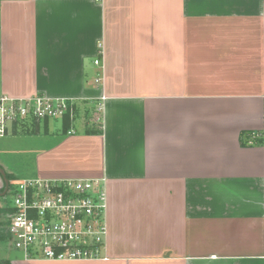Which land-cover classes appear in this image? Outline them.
<instances>
[{"label": "crops", "instance_id": "crops-1", "mask_svg": "<svg viewBox=\"0 0 264 264\" xmlns=\"http://www.w3.org/2000/svg\"><path fill=\"white\" fill-rule=\"evenodd\" d=\"M0 96L71 106L13 182L106 193L100 258L11 264H264V0H0Z\"/></svg>", "mask_w": 264, "mask_h": 264}, {"label": "built area", "instance_id": "built-area-1", "mask_svg": "<svg viewBox=\"0 0 264 264\" xmlns=\"http://www.w3.org/2000/svg\"><path fill=\"white\" fill-rule=\"evenodd\" d=\"M98 65L99 61H94ZM64 99L0 96V137L21 122L63 118ZM6 223L12 246L26 259H98L106 242V193L96 180L18 181Z\"/></svg>", "mask_w": 264, "mask_h": 264}, {"label": "rangeland", "instance_id": "rangeland-1", "mask_svg": "<svg viewBox=\"0 0 264 264\" xmlns=\"http://www.w3.org/2000/svg\"><path fill=\"white\" fill-rule=\"evenodd\" d=\"M82 113H84V112H82ZM61 119L56 118L54 120L53 119H49L48 120V123H49L48 125L50 127V132L53 131V129H56V130L59 129L60 132H61V135L63 133L65 134V132L62 129L63 125H62ZM45 121H47V120L45 119V120H41L40 121V124H41L42 128H44V126H45V124H44V123H46ZM29 124H31V123L30 122H28V123L26 122V125H29ZM74 128L76 129L77 127H74ZM13 135L14 134H11V135L3 136L2 138H0V143L3 144V142H4L5 144H7V146H9L8 148H10L11 151H14V149H15L14 148V144H13V139L15 137H20V136H22L23 138L26 137L24 140L21 141L22 145L20 147H23L26 144V141L29 142V141H32V139H33L32 135H30L29 133H27V134L22 133V134H19V135H15V137ZM15 139H16V143H18L19 140L17 138H15ZM22 159L21 160H19V159L16 160L15 158H12L11 156H9V157H6L4 159V161L8 165H10V164L14 165V164H18V163H25V161L27 160L24 157ZM16 185L17 184L15 183V185H13L11 187V189L5 195L0 197V206L1 207L3 206V207L9 208L11 206V204L13 202L14 194H15L14 190L16 189ZM0 193H2V192H0ZM4 217H5V215L3 217H1V219H0V229H3V230L6 231V227L5 226H6V223H7V220H8L7 219L8 216H6V218H4ZM7 243H4V242L0 241V261H2V260H12V259H16V258H18V259L22 258L23 259V256H22L23 252L16 250L12 246L11 242H7Z\"/></svg>", "mask_w": 264, "mask_h": 264}, {"label": "trees", "instance_id": "trees-1", "mask_svg": "<svg viewBox=\"0 0 264 264\" xmlns=\"http://www.w3.org/2000/svg\"><path fill=\"white\" fill-rule=\"evenodd\" d=\"M69 129H70V117L68 114H66L64 117H63V131L64 132H69ZM100 131H98L97 133H99ZM96 134V132H94ZM243 137L245 138L246 137V141L245 143L243 142V145L245 146H249L251 144H249V139L251 138L250 137V134H245L243 135ZM5 177L6 179L8 180L9 182V185H8V191L11 189L12 187V181L14 180L13 177L9 174H5ZM4 191V187L0 190V192H3ZM7 191V192H8ZM13 212V209L12 208H7V207H1L0 206V219L1 217H3L5 215L4 218H6V216H8V218L10 217L11 213ZM7 218V219H8ZM0 241H7L9 242V236L7 234V232L3 229H0ZM0 264H11L8 260H2L0 261Z\"/></svg>", "mask_w": 264, "mask_h": 264}, {"label": "water", "instance_id": "water-1", "mask_svg": "<svg viewBox=\"0 0 264 264\" xmlns=\"http://www.w3.org/2000/svg\"><path fill=\"white\" fill-rule=\"evenodd\" d=\"M0 175L3 178V181H4V191L2 193H0V197H1V196L5 195L7 193L9 182L6 179L5 173H4V171L1 168H0Z\"/></svg>", "mask_w": 264, "mask_h": 264}]
</instances>
